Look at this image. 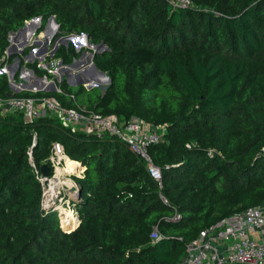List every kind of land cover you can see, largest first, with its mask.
Instances as JSON below:
<instances>
[{
    "label": "trees",
    "instance_id": "trees-1",
    "mask_svg": "<svg viewBox=\"0 0 264 264\" xmlns=\"http://www.w3.org/2000/svg\"><path fill=\"white\" fill-rule=\"evenodd\" d=\"M190 1L0 0V68L9 32L32 17L41 30L53 15L55 36L84 33L107 46L92 57L110 80L103 92L61 80L60 91L13 95L151 125L161 140L148 151L162 175L159 188L116 136L73 131L52 113L31 122L0 114V264H177L202 229L264 203V0ZM53 30L51 21L40 37ZM78 54L68 43L52 57L70 64ZM14 56L51 78L20 55L7 61ZM9 89L0 73V97ZM54 143L84 167L79 200L68 196L70 224L41 205L38 173L52 170Z\"/></svg>",
    "mask_w": 264,
    "mask_h": 264
},
{
    "label": "built area",
    "instance_id": "built-area-1",
    "mask_svg": "<svg viewBox=\"0 0 264 264\" xmlns=\"http://www.w3.org/2000/svg\"><path fill=\"white\" fill-rule=\"evenodd\" d=\"M165 1L172 7H188L191 5L190 0ZM24 24L27 28H33V32L29 37L33 36L35 31L42 33L46 25L40 30V17L37 20L34 17L25 20ZM54 29L57 30V28ZM55 31H53L50 38L56 34ZM14 32H9L8 37L14 38L16 34ZM79 37L80 35L75 39H79ZM34 52H37L36 49H33ZM30 71L32 70H28L23 66L20 71V78L25 82L18 83V85H15L16 88H19V90L25 89L23 85L29 84L28 74L31 73ZM25 74L27 77L24 76ZM43 81H46V79ZM49 82H44L46 85H43V88L48 86ZM57 91L60 90L57 88ZM32 92H37V89L33 87ZM16 111L23 112L25 120L28 122L45 113H52L61 121L63 126L73 131L82 130L98 136L108 134L118 137L128 145L136 156L145 161L150 176L158 183L159 188L162 187L161 169L153 162L148 151L149 146L161 140V134L151 125L137 118L122 121L115 115H102L93 111L66 107L55 99L46 96L12 95L0 97V114ZM63 157V146L60 143H54L51 155L48 158L52 166V175L50 176L54 177L58 164L64 159ZM50 176L43 177L41 173H38V178L43 186L41 205L46 210L52 209L46 207L50 201H46L48 186L47 188L44 186L45 183L49 185L52 178ZM160 197L162 201L166 202L162 196ZM178 219H180L178 213L170 218V220ZM159 238L157 229L153 228L151 239L155 241ZM177 264H264V203L248 207L221 222L202 229L186 245L184 255Z\"/></svg>",
    "mask_w": 264,
    "mask_h": 264
},
{
    "label": "rangeland",
    "instance_id": "rangeland-1",
    "mask_svg": "<svg viewBox=\"0 0 264 264\" xmlns=\"http://www.w3.org/2000/svg\"><path fill=\"white\" fill-rule=\"evenodd\" d=\"M27 30H29V29H27ZM27 30H25L24 33H20L19 36L16 37L17 40L19 41L18 43H15L16 40H14V38H10L8 40V42H9L8 46H16V47H18L19 50H21V49L24 50L25 48H27L28 51L26 53H22L23 51H19L18 53L14 51V54H17V55L19 54L24 63H36L37 67L44 69L49 75H51V78H46V77H41V78L46 79V81H48V82L54 81L56 83V86H57L58 85L57 83L61 80H64V82L69 85L71 82L86 76L85 78H87L88 81H85V83L80 84V85H83L85 87L86 85H88L91 82V83H93L92 88H97L100 91H102L106 87L105 82L102 83L100 81H96L95 77H92V75L89 74V73H91L92 70L89 67L90 63L88 62V56H89V53L91 55H93L96 52V49L91 44H88L89 39L87 37L84 38L85 40L81 36L79 37L78 40L81 42L79 47L74 46L73 39L68 40V42H65L64 40L60 41V36L52 37L51 39H48L47 42H45V40H40L41 41L40 44H34V42L36 40H38L39 31H37L33 36L29 37V35L26 33ZM16 32H17V30L14 33H16ZM73 34H76V33H73ZM76 35L79 36L81 34H76ZM65 36H67V35H64V37ZM61 37H63V36H61ZM20 40L21 41L24 40V43L26 45L25 44L23 45V43L20 42ZM68 43H71L74 51L79 53L77 57L73 58V60L78 59L82 52H84V51L86 52V54L82 58L83 63H81L80 65L69 66V64H63V63H62V65H59V59H54L52 57L56 48H58L59 46H65L66 47L68 45ZM43 48H45V50H43ZM33 49H36V51H37V52L33 53V57H30V59L24 60V57L28 54V52L33 50ZM8 56H9L8 53L5 52V63L1 67V68H4V71L0 72V73H4L7 76L8 82L10 81V78L12 77L13 81H14V85H18V83L25 82V80L20 78V71L23 68V66L19 65L17 62L15 63L14 58H12L11 61H7ZM14 63L16 64L15 71H13ZM66 69H68V71H66ZM28 70H31V69L28 68ZM86 71L87 72L90 71V72L87 73ZM93 72H92V74H93ZM15 74L17 76L14 79ZM24 76L27 77L26 74ZM35 76L40 77L37 74H35L34 72L32 74L31 73L28 74V79H30L28 85L35 86V83H37V81L35 80ZM89 80H91V81H89ZM46 81H43V82H46ZM103 81H105V78ZM76 86L77 85H75L73 87H76ZM9 88H10V86H9ZM34 88H36V87H34ZM10 89H12V88H10ZM12 90L15 91V89H12ZM63 158L64 159H62V161L58 164V168H57L56 173L54 175V178H57V182H60V183H58L59 186H57L58 185L57 184L56 185L57 187L55 186L56 187L55 188L54 186L51 187V184H50L51 188H49V190H48L49 191L48 195H51V196L47 195V198L49 199L48 201H50V202L46 206L48 208H52L54 211L57 212V214L60 218V222L63 219V217H66V214L59 213L58 208H63V209L68 208L69 211L71 210L72 214L74 215L72 221H74L75 211L73 209H71L70 204H69L70 203L69 197H68L69 192H68V185L66 184V182H68V183L72 182L74 184L73 186L78 187L75 180L77 178H80L82 176L83 171H84V168H82L80 173L68 171L65 167V163H66L65 161H66L67 157H65V155H64ZM59 175H60V177H59ZM51 177L52 176H50V178ZM60 185H62V186L60 187ZM44 186H46V188H47V186H48L47 183H45ZM53 188H55V190L56 189H58V190H56V191L52 190Z\"/></svg>",
    "mask_w": 264,
    "mask_h": 264
},
{
    "label": "water",
    "instance_id": "water-1",
    "mask_svg": "<svg viewBox=\"0 0 264 264\" xmlns=\"http://www.w3.org/2000/svg\"><path fill=\"white\" fill-rule=\"evenodd\" d=\"M34 19L37 20L38 18H37V17H34ZM50 21H52V22L54 23L55 28L58 27L57 24L54 22V16L51 15V16H49V18H48V20H47V22H46V25H45L43 31H45V30L48 28ZM25 28H26L25 26H23L22 28H19V29L17 30L15 36H16V37L19 36L20 33H22V32L25 31ZM77 36H78V35H76V34H70V35H67V36H65V37H61V38H60V41H61V40H64L65 42H68V40H70V39H75ZM80 36H82L83 38L87 37V35L84 34V33H82ZM9 39H10V37H8V40H9ZM40 43H41L40 40H36V41L34 42V44H40ZM24 44H25V43H24ZM88 44H91V42L88 41ZM25 45H26V44H25ZM91 45L94 46V48L96 49V52H95V53H100V52H102V51H104V50H107V46H106L104 43H102V42H100V43H98V44H96V45H94V44H91ZM56 47H57V46H56ZM11 49H13L14 51H16V50H17V47H16V46H8V47H7V50L10 51ZM43 50H45V48H43ZM14 51H13V52H14ZM19 51H23V49H21V50H19ZM85 54H86L85 51L82 52L81 55L79 56V58H78V59H74V60L72 61V63L69 64V66H76V65H80L81 63H83L82 58H83V56H84ZM30 57H33V50L29 51L28 54L25 56L26 59H28V58H30ZM92 57H93V55H91V54L89 53V56H88V62L90 63V68H91V70L94 71L93 74H94V75H99V76L105 77V78H106V82H105V83L108 85V84H109V81H110L109 78H108V76L106 75V73H105L104 71H102V70H100V69L97 68V66L95 65V63H94L93 60H92ZM16 62H17V58H16ZM59 65H62V61H59ZM15 68H16V64L13 66V71H15ZM3 71H4V68H0V72H3ZM66 71H68V69H66ZM30 72L33 73L32 71H30ZM35 79H36L37 83H38L39 81L42 82V81L44 80L43 78H41V77H37V76H35ZM87 80H88L87 78L83 77V78H79V79H77V80L71 82V84H72V85H79V84H83V83H85V81H87ZM68 82H69V81H68ZM37 83H35V86H33V85H23V87H24L25 90H27V91H29V90L32 91V90H33V87H36L37 91H57V86H56V83H55L54 81H50L49 84H48V86H46L45 88H43V85H39V84H37ZM69 83H70V82H69ZM9 86H10V88H12V89L16 88L15 85H14V81H13V78H12V77L10 78ZM92 86H93V84L89 83V84L86 85L85 87H86L87 89H90V88H92ZM12 89H10V90L6 93V96H12L15 92L20 91L19 88H16L15 91H13ZM40 173H41V175H42L43 177H49L50 175H52V170H51L50 166H49L48 164L45 163V164H42V165H41V167H40ZM68 192H69V196H70V198H71L72 200H79V198H80V191H79V189H78L76 186H73L71 189H68ZM76 220H77V224H76V227H77L78 224H79V221H78L77 218H76ZM76 227H75V228H76ZM75 228H74V229H75ZM74 229H72V230H74ZM72 230L64 229V231H66V232H70V231H72Z\"/></svg>",
    "mask_w": 264,
    "mask_h": 264
},
{
    "label": "bare ground",
    "instance_id": "bare-ground-1",
    "mask_svg": "<svg viewBox=\"0 0 264 264\" xmlns=\"http://www.w3.org/2000/svg\"><path fill=\"white\" fill-rule=\"evenodd\" d=\"M47 30V29H46ZM45 30V31H46ZM44 31V32H45ZM25 32V31H24ZM24 32H22V33H24ZM53 33V32H52ZM52 33H51V35H52ZM51 35H49V36H51ZM16 38V36L14 37V39ZM21 41V40H20ZM23 41V40H22ZM24 43V42H23ZM20 48V47H19ZM90 67V66H89ZM91 71V70H90ZM90 71H86L87 73H89ZM85 72V71H84ZM92 72L93 71H91V73H89V74H91L92 75V77H101V78H105V77H102V76H99V75H94V74H92ZM84 74V73H83ZM88 75V74H87ZM86 77V76H85ZM88 81V80H87ZM104 82H106V80L105 81H102V83H104ZM91 83V82H90ZM92 84V83H91ZM40 85H46L45 83H41ZM66 163H65V167H66V169L68 170V171H71V172H76V173H80L81 172V170H82V166L80 165V164H78V163H72L68 158L66 159V161H65ZM59 177H60V175H59ZM52 180V181H51ZM58 183H60V182H57V178H54V177H52L51 179H50V182H49V185H48V189H47V193H46V201H48L49 199L47 198V195H48V190H49V188H51L52 186H56ZM50 184H51V187H50ZM66 184L68 185V189H71L72 187H73V183L72 182H66ZM57 186H59V184L57 185ZM56 186V187H57ZM62 185H60V187H61ZM55 187V188H56ZM55 188H53L52 190H55ZM56 190H58V189H56ZM55 190V191H56ZM48 196H51V195H48ZM59 210H58V212L59 213H61V214H66V217H63V219H62V221H63V223H66V224H70V222L72 221V219H73V217H74V215L72 214V211L70 210H68V208H65V209H63V208H58ZM69 211V212H68ZM74 228V227H73ZM72 230V229H71Z\"/></svg>",
    "mask_w": 264,
    "mask_h": 264
},
{
    "label": "crops",
    "instance_id": "crops-1",
    "mask_svg": "<svg viewBox=\"0 0 264 264\" xmlns=\"http://www.w3.org/2000/svg\"><path fill=\"white\" fill-rule=\"evenodd\" d=\"M48 20V19H47ZM51 22V21H50ZM54 22H55V20H54ZM56 23V22H55ZM57 24V23H56ZM24 26H25V24H24ZM49 26H50V23H49ZM58 26V25H57ZM22 28V27H21ZM53 28H55V25H54V23H53ZM27 29H29V30H27ZM25 30H27V32L26 33H28V35H30L32 32H33V28H25ZM53 31H55V29L53 30ZM44 32V31H43ZM56 32V34L58 33V27H57V30L55 31ZM35 33H36V31H35ZM41 34L42 33H39L38 34V40H45V42H47L48 41V39H51L50 38V36L49 35H47L45 38H41L40 36H41ZM55 34V35H56ZM71 34H73V33H71ZM54 35V36H55ZM70 35V34H69ZM9 36V35H8ZM53 36V37H54ZM64 37V36H63ZM60 38H61V36H60ZM73 43H74V46L75 47H79L80 46V44H81V42L78 40V39H73ZM20 45V44H19ZM23 45H24V43H23ZM14 50L13 49H11L10 51L9 50H7V48H6V51L5 52H7L8 53V55H10V54H14V52H13ZM15 52H19V50H18V48H17V50L15 51ZM19 55V54H18ZM16 58H17V63L19 64V57L18 56H15L14 57V62L16 63ZM28 59H30V58H28ZM24 60H27L25 57H24ZM15 63H14V65H15ZM36 80V79H35ZM106 80V79H105ZM40 83H44V82H41V81H39L38 82V84L40 85ZM69 85H71V86H75V85H72L71 83L69 84ZM15 90H16V88H14ZM102 90V89H101ZM104 90V89H103ZM103 90H102V92H103ZM65 155V154H64ZM65 157H67L66 155H65ZM68 158V157H67ZM84 168V167H83Z\"/></svg>",
    "mask_w": 264,
    "mask_h": 264
}]
</instances>
